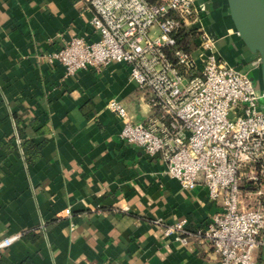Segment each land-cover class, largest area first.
<instances>
[{"label":"crops","instance_id":"0c3cea01","mask_svg":"<svg viewBox=\"0 0 264 264\" xmlns=\"http://www.w3.org/2000/svg\"><path fill=\"white\" fill-rule=\"evenodd\" d=\"M88 2L0 0V241L18 236L0 264H218L208 242L163 236L174 224L205 228L221 203L203 186L183 190L160 156L119 139L111 100L132 123L155 114L128 67L66 76L44 59L72 38L96 40ZM196 2L218 57L261 90L258 57L235 32L226 0ZM25 140L43 143L34 164L22 155Z\"/></svg>","mask_w":264,"mask_h":264},{"label":"built area","instance_id":"2783aa9c","mask_svg":"<svg viewBox=\"0 0 264 264\" xmlns=\"http://www.w3.org/2000/svg\"><path fill=\"white\" fill-rule=\"evenodd\" d=\"M96 40L75 37L44 56L66 76L123 64L154 115L132 123L125 108L108 109L121 121L119 139L160 156L166 173L185 191L203 186L221 203L205 228L166 226L164 237L208 242L218 264H255L264 249V96L245 73L217 55L196 0H89ZM182 27L197 32L196 54L176 47ZM18 142V141H17ZM247 200V203H246ZM157 225L161 221L155 222ZM18 236L0 241V251ZM101 264H108L107 262Z\"/></svg>","mask_w":264,"mask_h":264},{"label":"water","instance_id":"95a60500","mask_svg":"<svg viewBox=\"0 0 264 264\" xmlns=\"http://www.w3.org/2000/svg\"><path fill=\"white\" fill-rule=\"evenodd\" d=\"M226 3L239 39L249 53L258 57L264 96V0H226Z\"/></svg>","mask_w":264,"mask_h":264},{"label":"trees","instance_id":"16d2710c","mask_svg":"<svg viewBox=\"0 0 264 264\" xmlns=\"http://www.w3.org/2000/svg\"><path fill=\"white\" fill-rule=\"evenodd\" d=\"M149 3H155L158 0H147ZM193 34H196L194 29H185L184 27L180 28L178 33L176 34V47L184 51L185 53L190 54L191 52L188 51V39ZM17 127V124H16ZM19 133V132H18ZM43 143H35L32 140H25L21 143V151L24 157V160L27 164H34L39 158V152L42 147Z\"/></svg>","mask_w":264,"mask_h":264},{"label":"rangeland","instance_id":"374dc122","mask_svg":"<svg viewBox=\"0 0 264 264\" xmlns=\"http://www.w3.org/2000/svg\"><path fill=\"white\" fill-rule=\"evenodd\" d=\"M184 28L186 30L187 29H192V28H186V27H184ZM187 45H188V51H190V52L192 51L191 53H193L196 50V48H197V32H196V34H193V37L191 36L188 39ZM257 85H258L259 88H261V84H260V79L259 78L257 79ZM262 105H263V108H264V100L262 101ZM246 203H247V200H246ZM259 250L261 251V255H263L262 261H264V249L261 248ZM259 250H258V253H259ZM259 256H260V254H257L255 256V264H258L259 263V261H260L259 260Z\"/></svg>","mask_w":264,"mask_h":264}]
</instances>
